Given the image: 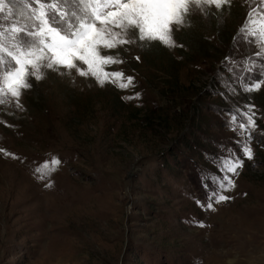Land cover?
<instances>
[{
	"label": "rangeland",
	"instance_id": "1",
	"mask_svg": "<svg viewBox=\"0 0 264 264\" xmlns=\"http://www.w3.org/2000/svg\"><path fill=\"white\" fill-rule=\"evenodd\" d=\"M250 7L258 0H236L219 23L196 16L183 47H131L114 70L132 88L47 71L23 110L0 106V148L18 157L0 153V264H264V119L232 199L215 211L195 202L207 200L201 171L235 147L224 113L248 102L219 93L239 74L225 57L254 51L233 43ZM253 96L264 112V90ZM53 157L58 169L38 179Z\"/></svg>",
	"mask_w": 264,
	"mask_h": 264
},
{
	"label": "snow or ice",
	"instance_id": "2",
	"mask_svg": "<svg viewBox=\"0 0 264 264\" xmlns=\"http://www.w3.org/2000/svg\"><path fill=\"white\" fill-rule=\"evenodd\" d=\"M236 0H0V106L23 110L22 97L34 90V82L47 71L71 75L73 71L98 86L126 90L135 86V77L116 65L128 64L124 53L131 47L144 51L154 45L169 49L183 47L180 33L196 27V16L223 21ZM247 3V0H244ZM250 7L243 25L233 37L234 47L253 46L251 54L225 57L223 64L232 78L219 93L227 103L241 93L248 102L234 104L224 113L225 123L235 133V147L221 145L211 159L217 172L202 170L201 186L206 202L196 199L202 209L215 211V205L232 199L226 193L246 161L255 158L254 134L264 112L253 102V94L264 90V0ZM24 21V23H21ZM140 61L141 56L134 57ZM259 63V68H257ZM132 98H139V93ZM264 134V130H261ZM0 153L14 154L0 148ZM61 161L53 157L34 172L40 180L49 179ZM219 173V174H217ZM46 187L52 185L46 184ZM204 227L202 222H196Z\"/></svg>",
	"mask_w": 264,
	"mask_h": 264
},
{
	"label": "bare ground",
	"instance_id": "3",
	"mask_svg": "<svg viewBox=\"0 0 264 264\" xmlns=\"http://www.w3.org/2000/svg\"><path fill=\"white\" fill-rule=\"evenodd\" d=\"M220 264V263H219Z\"/></svg>",
	"mask_w": 264,
	"mask_h": 264
}]
</instances>
